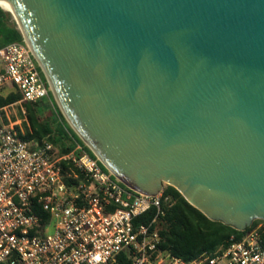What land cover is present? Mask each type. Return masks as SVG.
<instances>
[{
  "label": "water",
  "instance_id": "95a60500",
  "mask_svg": "<svg viewBox=\"0 0 264 264\" xmlns=\"http://www.w3.org/2000/svg\"><path fill=\"white\" fill-rule=\"evenodd\" d=\"M4 1L116 179L239 231L264 221V0Z\"/></svg>",
  "mask_w": 264,
  "mask_h": 264
},
{
  "label": "built area",
  "instance_id": "2783aa9c",
  "mask_svg": "<svg viewBox=\"0 0 264 264\" xmlns=\"http://www.w3.org/2000/svg\"><path fill=\"white\" fill-rule=\"evenodd\" d=\"M6 90L23 100L0 108V264H264L263 224L192 262L160 250L164 190L134 191L77 142L62 154L52 143L21 139L10 110L50 94L25 41L0 49V93ZM152 209L153 221L137 225Z\"/></svg>",
  "mask_w": 264,
  "mask_h": 264
},
{
  "label": "trees",
  "instance_id": "16d2710c",
  "mask_svg": "<svg viewBox=\"0 0 264 264\" xmlns=\"http://www.w3.org/2000/svg\"><path fill=\"white\" fill-rule=\"evenodd\" d=\"M9 13L0 6V49L12 43H24L16 20ZM39 71L50 89L40 67ZM22 100V95L14 90L0 93V108ZM21 108L26 111L25 115L21 114L24 117L22 124L16 127L21 139L35 143L37 141L52 143L60 149L62 154L71 152L74 149V143L77 142L84 146L92 158L98 159L83 140L71 131L52 91L49 98L37 103L24 102ZM100 164L104 167L101 162ZM163 192L162 208L165 214L159 218L155 226L162 237L159 248L186 262L212 256L219 250L228 248L233 242L232 238L237 242L242 241L259 225H264L263 220H257L246 231H239L223 222L210 220L193 207L174 187L165 186ZM155 216L156 210L152 209L139 217L136 224H150ZM260 234L264 244V230H261Z\"/></svg>",
  "mask_w": 264,
  "mask_h": 264
},
{
  "label": "rangeland",
  "instance_id": "374dc122",
  "mask_svg": "<svg viewBox=\"0 0 264 264\" xmlns=\"http://www.w3.org/2000/svg\"><path fill=\"white\" fill-rule=\"evenodd\" d=\"M15 20V19H14ZM19 28V27H18ZM54 96V95H53ZM55 98V97H54ZM56 100V99H55ZM57 102V101H56ZM57 105H58V103H57ZM58 107H59V105H58ZM59 109H60V107H59ZM21 110H22V108H21V106H16L15 108H14V110H10V112L12 113V116H13V120H15V119H17V120H23V115H21L23 112H21ZM60 111H61V109H60ZM68 123V122H67ZM18 124H21L19 121H18ZM68 125H69V127H70V129H71V131H73L76 135H77V133L73 130V128L70 126V124L68 123ZM78 136V135H77ZM79 137V136H78Z\"/></svg>",
  "mask_w": 264,
  "mask_h": 264
},
{
  "label": "bare ground",
  "instance_id": "6f19581e",
  "mask_svg": "<svg viewBox=\"0 0 264 264\" xmlns=\"http://www.w3.org/2000/svg\"><path fill=\"white\" fill-rule=\"evenodd\" d=\"M0 4L7 10L11 11V7L8 5V3L4 0H0ZM10 14V13H9Z\"/></svg>",
  "mask_w": 264,
  "mask_h": 264
},
{
  "label": "crops",
  "instance_id": "0c3cea01",
  "mask_svg": "<svg viewBox=\"0 0 264 264\" xmlns=\"http://www.w3.org/2000/svg\"><path fill=\"white\" fill-rule=\"evenodd\" d=\"M9 91H12V90H6V91H4V92H2V93H5V92H9ZM21 106V105H20ZM18 121L22 124V122H23V120H17V121H15L16 123H18Z\"/></svg>",
  "mask_w": 264,
  "mask_h": 264
}]
</instances>
